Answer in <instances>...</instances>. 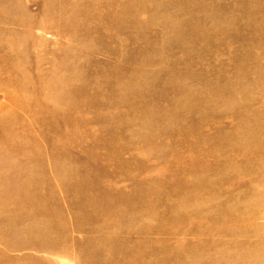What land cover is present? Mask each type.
Here are the masks:
<instances>
[{
	"label": "rangeland",
	"instance_id": "rangeland-1",
	"mask_svg": "<svg viewBox=\"0 0 264 264\" xmlns=\"http://www.w3.org/2000/svg\"><path fill=\"white\" fill-rule=\"evenodd\" d=\"M0 264H264V0H0Z\"/></svg>",
	"mask_w": 264,
	"mask_h": 264
}]
</instances>
